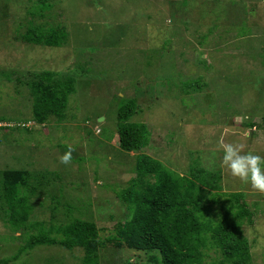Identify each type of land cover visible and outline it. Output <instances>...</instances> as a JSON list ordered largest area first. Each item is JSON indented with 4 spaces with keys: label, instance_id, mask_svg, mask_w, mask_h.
<instances>
[{
    "label": "rangeland",
    "instance_id": "374dc122",
    "mask_svg": "<svg viewBox=\"0 0 264 264\" xmlns=\"http://www.w3.org/2000/svg\"><path fill=\"white\" fill-rule=\"evenodd\" d=\"M38 4L42 15H33ZM30 20L64 27L67 42L27 44L22 28ZM47 70L62 79L73 72L76 90L63 115L40 123L29 81ZM196 83L200 89L189 86ZM120 97L137 99L129 121L150 130L140 150L120 145ZM220 141L264 156V0H0V264H83V246L60 244L1 259L40 228L61 238L76 219L93 222L107 240L131 217L119 192L138 177L142 153L174 174H194L207 198L244 192L252 222L245 219L241 229L252 264H264V192L221 167ZM69 145L72 160L63 164ZM5 169L28 172L17 193L29 209L24 226L12 223ZM200 169L220 180L211 175L202 183ZM152 254L109 243L99 263L164 264L149 262Z\"/></svg>",
    "mask_w": 264,
    "mask_h": 264
},
{
    "label": "trees",
    "instance_id": "16d2710c",
    "mask_svg": "<svg viewBox=\"0 0 264 264\" xmlns=\"http://www.w3.org/2000/svg\"><path fill=\"white\" fill-rule=\"evenodd\" d=\"M37 7L31 11L33 15L41 14L39 4ZM45 25L44 22L37 24L30 20L27 27L22 28L26 29L22 34L25 42L59 47L67 42L64 27ZM35 77L29 84L36 122L43 123L50 116L63 115L61 113L64 109L66 111L69 94L76 90V75L67 71L62 79L56 71L47 70L36 73ZM189 86L200 89L198 83ZM120 98L117 112L120 145L125 150H140L149 144L150 130L144 122L129 121L138 108L137 99ZM137 169L138 177L127 189L119 192L120 197L130 203L131 217L116 223L114 233L107 240L100 239L99 228L93 222L76 219L63 227L61 238L52 236L51 231L44 228L30 233L24 243L19 244L16 255L1 261L18 259L22 253L42 244H60L69 249L83 246L86 250L83 264H100L101 249L111 243L140 253L153 251L147 258L151 263L252 264L250 242L241 229L245 219L252 222V211L248 208L244 192H223L220 198H207L192 177L194 174H174L161 160L147 153L139 155ZM199 173L196 178L202 183L207 176L212 175L213 182L221 177L204 169H200ZM27 174V170L23 169H5L2 172L4 193L15 227L26 225L28 219L29 209L22 203L25 198L17 195L19 186L27 185ZM16 199L18 204L14 202ZM213 251L220 254V258L208 261ZM124 264L138 263L128 259Z\"/></svg>",
    "mask_w": 264,
    "mask_h": 264
},
{
    "label": "clouds",
    "instance_id": "9594fccd",
    "mask_svg": "<svg viewBox=\"0 0 264 264\" xmlns=\"http://www.w3.org/2000/svg\"><path fill=\"white\" fill-rule=\"evenodd\" d=\"M72 146L60 157V162L68 164L72 160ZM216 151L221 153V167L242 182L248 183L255 190L264 192V156L251 150L245 151L240 143H218Z\"/></svg>",
    "mask_w": 264,
    "mask_h": 264
}]
</instances>
